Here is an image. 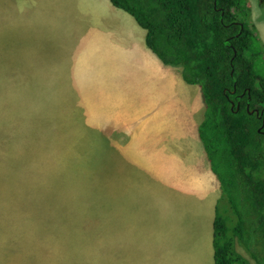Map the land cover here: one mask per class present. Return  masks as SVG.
I'll return each mask as SVG.
<instances>
[{
  "label": "crops",
  "instance_id": "0c3cea01",
  "mask_svg": "<svg viewBox=\"0 0 264 264\" xmlns=\"http://www.w3.org/2000/svg\"><path fill=\"white\" fill-rule=\"evenodd\" d=\"M7 10L0 118L10 120L14 86L55 104L63 127L109 139L104 264H215L221 188L198 135V85L163 64L110 0H8ZM255 30L264 49V25Z\"/></svg>",
  "mask_w": 264,
  "mask_h": 264
},
{
  "label": "trees",
  "instance_id": "16d2710c",
  "mask_svg": "<svg viewBox=\"0 0 264 264\" xmlns=\"http://www.w3.org/2000/svg\"><path fill=\"white\" fill-rule=\"evenodd\" d=\"M110 1L146 30L145 44L163 64L200 89L198 135L231 235L221 236L217 210L215 264H248L232 237L264 264V49L247 0Z\"/></svg>",
  "mask_w": 264,
  "mask_h": 264
},
{
  "label": "rangeland",
  "instance_id": "374dc122",
  "mask_svg": "<svg viewBox=\"0 0 264 264\" xmlns=\"http://www.w3.org/2000/svg\"><path fill=\"white\" fill-rule=\"evenodd\" d=\"M247 4L255 28L264 25V0ZM7 5L8 0H0L4 111ZM47 102L39 91L12 86L10 120L7 113L0 118V264H104V151L109 139L77 132L73 122L63 127L56 105ZM222 203L217 204L224 223L221 236L231 238ZM231 243L248 264H256L235 237Z\"/></svg>",
  "mask_w": 264,
  "mask_h": 264
}]
</instances>
